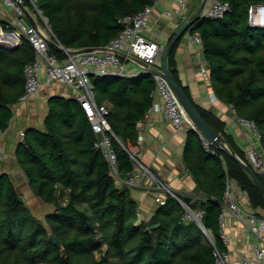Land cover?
Segmentation results:
<instances>
[{"label":"trees","instance_id":"16d2710c","mask_svg":"<svg viewBox=\"0 0 264 264\" xmlns=\"http://www.w3.org/2000/svg\"><path fill=\"white\" fill-rule=\"evenodd\" d=\"M154 1L35 3L61 45L84 49L104 47L122 30L119 18L133 15ZM225 1L230 8L222 18L193 15L187 30L201 39L215 96L231 105L237 117L253 123L264 155V27L251 26L247 12L251 5L263 4L264 0ZM0 25L4 30L10 28L3 20ZM176 44L168 57L174 80L203 118L250 165L246 153L225 132L224 124L195 104L180 81L174 61ZM49 52L59 59L65 57L53 42ZM34 58L25 41L13 48L0 45L1 131L8 128L13 116L11 106L24 92V65ZM91 84L96 103L108 108L107 120L113 134L126 148L136 145V124L153 101L154 81L150 74L92 75ZM185 133L183 158L199 196L192 201L178 195L193 210L202 211L201 224L213 243L195 220L183 219L185 209L170 194L164 204L157 203L150 218L139 219L138 203L126 186L116 184L106 160L93 147L95 137L79 103L71 97H50L43 129L27 127L15 157L34 195L51 205L52 210L42 219L36 217L10 176L0 171V264H213L214 248L225 249L219 236L218 216L226 177L243 192L249 206L261 214L264 198L249 174L228 153L212 144L211 153L205 150L196 131L188 129ZM113 146L119 173L128 175L133 170L130 155L114 139ZM256 174L264 184V177ZM157 223L158 227L149 229ZM53 235L60 247L51 241Z\"/></svg>","mask_w":264,"mask_h":264},{"label":"built area","instance_id":"2783aa9c","mask_svg":"<svg viewBox=\"0 0 264 264\" xmlns=\"http://www.w3.org/2000/svg\"><path fill=\"white\" fill-rule=\"evenodd\" d=\"M1 1L5 5L10 6L16 14L15 19L7 21L10 27L8 30H4L0 25L1 32L4 35L13 37V41L10 40V37V39H7L10 42L8 48L21 45L25 41L32 48L35 56L33 61L24 65V92L17 103L19 105L27 103L43 85L58 83L64 86L68 90L70 97L79 103L84 115L88 119L95 137L93 147L106 160L109 172L114 178H118L119 171L113 139L116 140L123 150L128 152L133 162V170L127 179L128 184L132 185L135 183V178L138 175L135 173V168H143L148 173V170L139 161L137 151L131 147L126 148L111 131L110 124L107 120V106L105 104L98 105L94 98L91 84L92 75L128 76L126 61L129 59L126 56L115 53L114 50L133 55L150 67L149 70L142 68L143 73L148 72L154 81V89L151 92V96L153 100L155 98L159 100L165 120L171 123L177 130L186 131L192 129L196 131L205 150L214 153L210 148L211 143L196 130L193 122L184 111L178 97L163 74L162 55L165 45L145 36L144 32L148 26L149 17L153 6L157 4L158 0H155L153 4L145 6L133 15L119 18L118 21L123 25V28L104 46L105 50L95 49L87 52L80 51V49L66 48L61 45L56 40L46 20L47 18L36 6L35 0ZM175 1L178 4L175 12L165 11L169 16L179 14V11L185 9L189 2V0ZM229 8V3L225 0H206L201 11V16L209 19L222 18L229 11ZM247 12L248 23L251 26L264 27V3L251 5ZM41 21L44 23L45 29L42 27ZM184 35H186L190 42L197 43L202 47V42L198 35L191 34L189 31ZM50 42H53L56 48L65 54L63 59H59L49 52ZM200 72L208 75V68L203 63L200 66ZM211 98L212 100L216 98L214 93H211ZM241 120L252 128L258 136L253 123L243 119ZM20 136L23 137V131L20 132ZM138 143H141V141H137ZM246 157L254 171L264 177L263 153L254 147H250L246 150ZM3 158L4 153L0 136V162ZM232 187V180L226 177L223 203L218 216L219 236L225 249L218 250L214 248L213 264H264V214L249 207L248 203L245 206L238 204L234 199ZM158 188L163 189V193L156 196L155 201L157 203L164 204L167 194L172 195L185 209L183 219L195 220L204 231L201 224V210H193L187 202L182 200L177 193L170 190L163 183H159ZM227 213H231L236 219L242 222L255 238L256 242L252 248V256L243 255L234 258L229 251L228 245L230 239L225 226ZM207 239L212 242L210 236H207Z\"/></svg>","mask_w":264,"mask_h":264},{"label":"crops","instance_id":"0c3cea01","mask_svg":"<svg viewBox=\"0 0 264 264\" xmlns=\"http://www.w3.org/2000/svg\"><path fill=\"white\" fill-rule=\"evenodd\" d=\"M200 2L201 0H189L187 7L181 9L179 14L169 16L165 11L175 12L178 7L177 2L175 0H158L149 17L148 26L144 32L145 36L166 45L180 26L196 14ZM11 10L13 9L10 6L0 0V20L7 22L15 19L16 14L13 10V15ZM12 38L10 35H4L0 28V45L8 47L10 42L7 39L12 40ZM174 61L179 79L184 86H187L192 100L199 107L215 115L224 124L225 132L231 136L236 147L245 153L250 147L261 151L259 137L252 128L237 117L231 105L217 97L212 100L211 93L214 92L209 76L200 72L202 63L207 67L202 47L197 43L190 42L186 35H183L177 41ZM126 68L128 76L143 73V69L131 60L126 61ZM59 87L61 88L58 89L54 84L43 85L29 102L20 105L26 109L25 115H20V110L16 109L19 106L18 103L12 105L13 116L9 126L5 131L0 130L4 153V158L0 162V171L10 176L17 192L30 209L31 205L37 201L40 202V199L34 195L28 185L27 178L16 161L15 150L22 139L21 131L27 127L43 129L50 97L55 95L70 97L64 86L59 85ZM150 108L146 111L143 119L136 124L138 142L140 140L141 143L130 146L137 151V157L148 173L143 168H135V173L138 175L132 185L127 183L130 173L128 175L119 173L118 178H115L116 184L119 187L126 186L132 198L138 203L139 219H148L153 214L157 205L155 198L158 194L163 193V189L158 188L159 183H163L177 194L192 198V201L199 196L194 178L183 158L185 131L177 130L165 120L161 104L156 98L152 101ZM23 118H26V127L20 125ZM233 194L238 204L247 205L246 196L237 186L233 187ZM41 203L44 214L52 210L51 205ZM225 226L230 239L228 249L232 256L234 258L243 255L252 256V248L256 240L246 226L231 213L226 214Z\"/></svg>","mask_w":264,"mask_h":264},{"label":"water","instance_id":"95a60500","mask_svg":"<svg viewBox=\"0 0 264 264\" xmlns=\"http://www.w3.org/2000/svg\"><path fill=\"white\" fill-rule=\"evenodd\" d=\"M206 0H201L199 8L195 15H200L203 6L205 4ZM25 13L28 15V13L25 11ZM191 18H189L187 21H185L180 28L177 30V32L171 37V39L168 41V43L165 45V49L163 51L162 55V69L163 74L168 80L170 86L172 87L174 93L178 97L184 111L190 118V120L193 122L196 130H198L206 139L208 142H210L212 145L220 148L222 151L228 153L250 176L252 179L254 185L258 189L260 195L264 198V184L256 174V172L252 169V167L246 163L244 160H242L229 146L221 132H219L215 127H213L206 119L203 118V116L199 113L196 106L193 104V102L189 99L183 88L174 80L169 67H168V57L177 43V41L186 33L188 30V25ZM257 28H260L259 26H256ZM52 43V42H50ZM105 50V47L100 48H84L80 49V51H91V50ZM115 53L120 54L122 56H126L129 60L132 62L138 64L141 68L145 70H149L150 67L144 63L143 61L139 60L133 55H128L125 52L114 50ZM159 226V223L152 224L149 226V229H154ZM204 234L209 237L208 233L204 229ZM51 241L56 247H60V242L56 236H51Z\"/></svg>","mask_w":264,"mask_h":264},{"label":"rangeland","instance_id":"374dc122","mask_svg":"<svg viewBox=\"0 0 264 264\" xmlns=\"http://www.w3.org/2000/svg\"><path fill=\"white\" fill-rule=\"evenodd\" d=\"M10 9V8H9ZM11 12H12V14H13V10H11ZM15 14V13H14ZM13 14V15H14ZM47 20V19H46ZM41 25H42V27L45 29L46 27H45V25H44V23L41 21ZM54 85H56L57 86V88L58 89H60L61 87H59V85H58V83H54ZM62 86V85H61ZM63 87V86H62ZM33 97H31L29 100H28V102L32 99ZM23 105V104H22ZM16 109H19L20 110V115L22 114V115H25V113H26V109L25 108H23V106H18V107H16ZM26 118H23V121L22 122H20V125L21 126H23V127H26L27 126V121L25 120ZM28 199H30V198H28ZM42 201L40 200V202H35L34 204H32L31 205V210H32V212L33 213H35V214H37L38 216H40L39 218H43L44 217V210L42 209V203H41ZM240 205H242V204H240ZM242 206H244V205H242ZM250 207V206H249ZM97 255H100V254H97Z\"/></svg>","mask_w":264,"mask_h":264},{"label":"clouds","instance_id":"9594fccd","mask_svg":"<svg viewBox=\"0 0 264 264\" xmlns=\"http://www.w3.org/2000/svg\"><path fill=\"white\" fill-rule=\"evenodd\" d=\"M200 15H201V13H200Z\"/></svg>","mask_w":264,"mask_h":264}]
</instances>
